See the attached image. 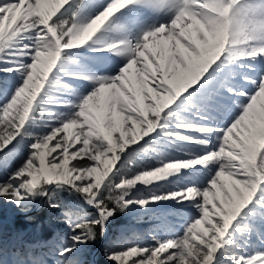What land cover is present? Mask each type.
Wrapping results in <instances>:
<instances>
[{
    "label": "snow or ice",
    "instance_id": "obj_1",
    "mask_svg": "<svg viewBox=\"0 0 264 264\" xmlns=\"http://www.w3.org/2000/svg\"><path fill=\"white\" fill-rule=\"evenodd\" d=\"M248 2L264 12V0ZM37 3L38 0H0V19L8 20L12 25L0 39V65H5L0 67V71L18 78L15 86L5 90L4 98L0 99V197L26 213L31 201L38 196H48V207L58 208L59 203L51 198L49 186L65 187L79 193L84 202L95 209L96 215L93 217L88 213L77 217L71 210L65 212L64 223L69 229L67 243L57 246L55 241L64 237L59 232H53L48 239L25 243L23 251L17 248L13 264H49L50 260L52 264H83L78 246L105 236L106 222L114 213L124 212L131 204L144 207L149 202L169 199L188 201L198 213L184 225L181 235L164 240L153 236L155 244L147 246L132 244L119 250L106 247L105 257L113 264H212L218 249L229 241H239L236 246L242 251L230 252L229 264H261L264 250H253L250 254L243 250L253 236L264 241V231H261L264 227V180L259 182L250 198L235 202L225 214L224 197L228 195V190L221 180L226 179V174L237 181L249 177L244 174L241 161L225 160L222 156L213 158V155L229 148L226 136L236 134L233 129L248 117L257 93L264 92V70L255 76L244 74L238 84L236 74H229L228 66L246 58L264 57V53L232 63L225 62V53L215 63L186 78L180 92L191 100L186 112L173 115V110L166 108L162 112L163 119L160 114L162 126L159 135L169 140L176 137L190 141L200 146L199 153L186 152V159L160 158L155 167L141 168L131 175L122 174L117 180L113 168L118 159L121 163L127 161L129 168L132 165L129 157L135 149L126 146L141 141L157 126L149 127L146 134L137 136L134 141L129 135L126 142H122L120 125L123 120L119 114L105 121L104 129L98 131L91 122L85 121L84 108L91 96L104 91V86L120 83L117 77L127 64L128 56L116 54L103 43L91 45L97 50L106 48L108 53L124 61L114 74L108 75L90 64L75 60L73 55L62 53V50L76 46L61 48L51 61L50 70L38 54L52 55L56 47L50 28L55 30L61 45H69L70 37L75 38L105 15L108 22L105 35L110 34L108 29L115 28L120 38L138 40L146 31L172 22L176 14L173 0H130L122 7L116 5V0H102L101 3L96 0H72L71 4L65 0L46 21H42L39 14H30L29 10L36 8ZM65 5L73 9L70 19L61 12ZM41 10L46 11L43 6ZM93 11L94 15L91 14ZM58 59L62 60L61 75L76 80L64 82L57 76L49 81L48 90L41 96L45 81ZM78 81L89 83L91 90L81 94ZM34 102L41 111L40 117L35 115ZM45 105H63L68 111L59 112ZM236 109L238 112L234 111ZM44 112L49 115L45 117ZM128 116L136 114L129 112ZM136 119L140 117L136 116ZM149 119L156 120V117L150 115ZM37 120L57 123L48 125V132L35 134L29 131L26 121L35 124ZM221 121L222 124L218 123ZM77 123L80 126L74 127ZM125 127H132L130 120ZM191 131L198 135L187 134ZM149 145H152L151 137L136 145V149ZM193 165L206 167L208 178L203 185L189 183L160 194L128 198L137 183L148 186L151 182L167 178L170 173L179 175V170ZM256 165L264 171V150L257 157ZM24 219L31 221L33 217L26 216ZM28 228V225H22L21 232H27ZM53 250L54 257L50 255ZM0 264H4L2 230Z\"/></svg>",
    "mask_w": 264,
    "mask_h": 264
},
{
    "label": "bare ground",
    "instance_id": "obj_2",
    "mask_svg": "<svg viewBox=\"0 0 264 264\" xmlns=\"http://www.w3.org/2000/svg\"><path fill=\"white\" fill-rule=\"evenodd\" d=\"M96 2L101 3L102 0H96ZM56 4L61 5L63 2L62 0H38L36 8L41 10V6H43L46 11L53 12V6ZM173 6L176 9V14L171 23L168 25L162 23L158 28L146 31L138 40L120 38L115 28L108 29L107 31L110 34L105 35V27L108 23L106 21L107 15L87 38H83L84 32L75 36V38L70 37L67 46H76L71 50L76 55L75 60L82 63L93 65L92 60L95 57L88 50V46L98 39H104L105 47L114 50L116 54L128 56L127 64L117 77L120 83L105 86L106 93L99 107L84 108L85 121L91 122L97 130H103L105 121L111 119L114 114H119L122 117L123 122L120 126L125 125L129 120L133 126L138 121L136 116L142 117L160 106H163L161 113L166 108L172 109L173 115L177 112H186L187 108L191 106L190 98L185 97L183 93H179L180 96L176 100L175 98L171 99V97L178 91L180 86L184 85L190 74L207 68L208 65L215 63L225 53H227L225 56L226 63L248 57L234 54L237 49H251L256 54L264 53V12L250 5L248 0H230L229 2H226V0H173ZM32 10H29L30 14ZM41 12L45 11L41 10ZM91 14L94 15L95 12L93 11ZM9 23L8 20L0 19V39H3L4 33L11 28ZM83 43L85 44L81 45ZM106 48L98 69L106 70V74L111 75L122 66L124 61L108 53ZM62 53H64L63 50ZM38 55L46 62L50 70L51 63L48 61L51 59V55L48 53H39ZM240 64L244 66L240 67ZM37 67H42V65H37ZM261 70H264V57L246 58L228 66L229 74L232 72L236 74L235 79L238 84L244 74L255 76ZM57 76H60L64 82L73 80V77L61 75V66L56 64L49 73L42 91H47L49 81ZM78 84L81 88V84ZM244 86L248 87L247 84ZM54 95L59 94L54 93ZM171 103L173 104L171 105ZM62 106L45 105V107L55 108L56 111ZM234 111L238 112V109ZM129 112L135 113L136 116L129 117ZM55 123L57 122L48 121V125ZM218 123L222 124V121ZM48 125L47 129L50 130ZM78 126H80L79 123L74 125V127ZM163 126L166 127L167 125ZM233 131L236 133L235 135L229 133L226 136L229 148L222 150L219 154H214L213 158L222 156L225 160L241 161V166H244V174L249 179L237 181L234 177L226 174V179L221 180V183L228 190V195L224 197L225 212H227L228 207L240 199L250 198L260 182L257 181L253 173V160L259 148L264 150V92L257 93L250 105L248 117ZM132 133L134 132L129 135L133 137L134 141L136 134ZM159 133H152L145 138L151 137L152 142L160 143L159 147L162 149L161 153L164 159H186V152L199 153L201 150L200 146L190 141L176 137L169 140L159 135ZM187 134L198 135L194 131ZM143 141L144 139H141L133 145L126 146V148L135 149L131 153L130 159L143 149H136V145L142 144ZM113 143L116 146L115 141ZM120 167L123 169L118 173L117 180L122 174L131 175V173L124 171V166ZM206 170L205 166L193 165L188 169L179 170V175L170 173L167 178L151 182L149 185L167 181L170 183L168 186L169 191L186 186L189 183L201 185L199 178L205 175L203 183L208 178L205 174ZM148 186L137 183L131 189L128 198L149 196V192L143 193V190ZM172 201L177 200L149 202L144 207L136 204L129 205L127 217L119 227H113L117 234L115 239L108 242L112 246V250H119L132 244L139 245L137 239L138 236H141V233L137 228V223L142 222L145 218L150 220V218L157 216L162 210L171 207L169 203ZM187 204L190 203L181 201L179 207L182 208ZM15 207L16 205L13 203L7 205V201L0 197V212L9 209L7 214L10 215ZM157 224H152L148 228L152 230ZM107 228H109L108 221L106 222V230ZM261 231H264V227L261 228ZM236 243L240 242L237 241ZM153 244H155V241ZM225 247L217 250L212 264H223L225 256L229 260L230 251H227ZM78 248L80 250V246ZM253 250H264V241L253 236L251 242L243 251L250 254ZM239 251H242V249H239ZM97 259L96 257L94 264H98ZM261 264H264V261Z\"/></svg>",
    "mask_w": 264,
    "mask_h": 264
},
{
    "label": "rangeland",
    "instance_id": "obj_3",
    "mask_svg": "<svg viewBox=\"0 0 264 264\" xmlns=\"http://www.w3.org/2000/svg\"><path fill=\"white\" fill-rule=\"evenodd\" d=\"M230 0H226V2H229ZM64 3L65 0H62ZM72 0H69V4H71ZM130 0H116V5L117 6H123L127 3H129ZM63 4L59 5L56 4L53 6V12H41L40 9L34 8L31 12V14H39L42 17V21H46L47 19L51 18V15L55 13L56 10L59 9ZM127 7V6H126ZM73 9L69 7V5H65L61 12L65 18H71ZM123 11V10H120ZM10 27L11 22L9 23ZM49 31L53 35V39L56 42V47L54 51L52 52L51 59H49L48 62L51 63V61L54 59L55 55L58 54L59 50L63 48L60 43H59V38L56 36L55 30L53 28H50ZM94 43H103L105 47V40L104 39H98L94 41ZM91 44V45H94ZM91 45L88 46V50L94 55V59L92 60L93 62V67H100L102 56L104 55L105 48L97 50L94 47H90ZM67 46V45H65ZM64 46V47H65ZM64 53H67L69 55H73L74 59L76 57L75 53L73 50H63ZM62 60L58 59L57 65L61 66ZM95 65V66H94ZM5 65H0V67H4ZM101 70L104 74H106V70ZM108 72V70H107ZM73 80H76V78L73 77ZM18 82V78L13 76L10 73L0 71V99L4 98V92L5 90H10L15 86V84ZM78 83L81 84V94H86L87 91L91 90V85L87 82L83 81H78ZM184 86V85H183ZM183 86H180L178 88V91L175 92L171 99L176 98L179 93L183 90ZM46 91L41 92V96L45 93ZM106 93V87L104 86V91L97 92L95 95L91 96L88 100L86 107H91V108H97L99 107L102 102L103 98ZM39 99V96H38ZM34 109H35V115L37 117L41 116V111L39 107L34 102ZM163 109V106H160L158 109L154 110L153 112H148L146 115L140 117L138 121L129 129L126 128L125 125L120 126V134H121V141L126 142V137L129 136L131 132H134L132 134H136L137 136L146 134L147 130L149 127H154L157 126L156 129L153 130L152 133H159L160 128H161V123H160V114ZM59 112H66L68 111V108L66 106H62L57 109ZM55 113H53L54 115ZM49 115L48 112H44V116L47 117ZM155 116L156 120H150L149 116ZM161 119H163V115L161 116ZM78 124V123H77ZM26 125L32 126L33 128V133L35 134H43L48 132L49 130L47 129L48 121L44 120H37L35 124H32L29 121H26ZM141 125H144L142 128ZM99 131V130H98ZM152 133H149L147 135H151ZM143 138V137H142ZM141 138V139H142ZM29 139V138H26ZM115 141V138L113 142ZM152 145H155L154 147ZM152 145L146 146V148H143L141 151H138L132 158V165L129 168L127 162L121 163L120 160L118 159L117 165H114L113 172L115 173V179H117L118 173L122 171V167L124 166V171L129 172L132 174V172L139 171L141 168H152L155 167L157 164L158 159L163 158V155L161 153V147H159L160 143L153 141ZM147 149V150H146ZM149 151L151 154H149ZM261 150L257 151V154L253 160V173L257 178V181H261V179L264 178V171L261 170V168H258L256 165L257 157L260 155ZM264 167V165H262ZM207 174V170L205 172ZM111 175V174H110ZM204 176H201L199 178V183L202 185L204 181ZM169 182L164 181L158 184H153L149 185L146 189L143 190V193L149 192L150 194L156 193L160 194L162 192L169 191L168 186ZM70 190H66L65 187L61 188H55L54 185L49 186V192L51 193V198L55 199L59 203L58 208H49L48 207V196H45L43 200L42 197L38 199L36 197L33 201H31L29 205V211L28 212H20L18 207L16 206L12 213L10 215L7 214V210H2L0 212V230H2V235H3V261L4 264H13V261L15 259L14 253L16 252L17 248H20L23 251V245L25 243H32L37 240L41 239H48L53 232H59L64 238L63 239H57L55 241L56 245L59 246L61 244L67 243V234L69 232L67 224L64 223V213L68 212L71 210L77 217L80 216H86V214L91 213V215L94 217L96 215L95 209L92 208L91 206L87 205L82 196L75 192L72 191V193L69 192ZM149 194V195H150ZM64 202L62 205L61 203ZM10 202H7V205H9ZM171 207H169L166 210H162L160 213H158L157 216L152 217L149 219L145 218L142 220V222L137 223V228L139 229L141 236H138V244L140 246H147L149 244H153L155 240L152 239L153 236L158 237L161 240L171 238L177 235H181L183 233V228L184 225L194 216L197 215L196 210L192 207L191 204H187V206H184L182 208L179 207V202L177 201H172L169 203ZM38 205L40 207H38ZM40 209H45L48 213V218L46 220V227L50 230L49 234L46 236H41V231L40 229L35 226L34 228L33 225L31 224L30 221L24 219L26 216H34V214L39 211ZM127 212L128 208L125 209L122 215L120 216H115L110 217L108 220L109 228L106 230L105 236H100L98 243L96 244L95 249L91 252L90 251V244L92 243L93 240L87 241L86 244L80 245V255L83 259V264H94L96 257L98 260L102 258V260H99L100 264H113L112 261H109L105 257V248H109V250H112V246L108 244L110 240L115 239L116 237V231H114V228H117L120 226V224L124 221V219L127 217ZM227 214V212H225ZM59 216L60 219H53V217ZM17 219L22 220L24 222H30L29 228L27 232H21L19 230H16L14 227V221ZM158 223L154 229L150 230L148 228L152 224ZM235 223V222H234ZM226 231V229H225ZM221 239H223L221 237ZM237 243H233L232 241H229V243L223 245L222 247H225L227 251L233 252V251H239L237 248ZM51 256H55V251L53 250L50 253ZM223 257V256H222ZM214 261V260H213ZM98 263V264H99ZM213 263V262H212ZM49 264H52V261H49ZM223 264H229V260L226 258L223 260Z\"/></svg>",
    "mask_w": 264,
    "mask_h": 264
},
{
    "label": "trees",
    "instance_id": "obj_4",
    "mask_svg": "<svg viewBox=\"0 0 264 264\" xmlns=\"http://www.w3.org/2000/svg\"><path fill=\"white\" fill-rule=\"evenodd\" d=\"M33 128L34 127H32V126H28V129H29V131L30 132H33ZM27 138V137H26ZM70 193H72V191H69ZM39 198H41L40 196H38V199ZM64 202H62L61 203V205L63 204ZM65 204V203H64ZM123 214V212H120V211H117L116 213H114V215L115 216H120V215H122ZM47 218H48V213H47V211L45 210V209H40L39 211H37L35 214H34V216H33V220H31L30 222H31V224L33 225V227L32 228H34L35 226H37L39 229H40V231H41V236L43 235V236H46V235H48L49 234V229L46 227V220H47ZM30 222H24V221H22V220H19V219H17L16 221H14V227H15V229L16 230H19V231H21V226L22 225H30L29 223ZM99 238H100V236H98L96 239H94L93 241H92V243L89 245L90 246V251L92 252L94 249H95V247H96V244L98 243V241H99ZM100 261L102 260V258H100L99 259ZM99 260L97 259V263H99ZM100 264V263H99Z\"/></svg>",
    "mask_w": 264,
    "mask_h": 264
},
{
    "label": "clouds",
    "instance_id": "obj_5",
    "mask_svg": "<svg viewBox=\"0 0 264 264\" xmlns=\"http://www.w3.org/2000/svg\"><path fill=\"white\" fill-rule=\"evenodd\" d=\"M103 19H104V16L99 17L94 22H92L84 31V37L83 38H87V36L92 32V30H94L96 28V26H98L102 22ZM234 54L240 55V56H245V55L246 56H255L256 55L255 51H253L251 49H237Z\"/></svg>",
    "mask_w": 264,
    "mask_h": 264
},
{
    "label": "water",
    "instance_id": "obj_6",
    "mask_svg": "<svg viewBox=\"0 0 264 264\" xmlns=\"http://www.w3.org/2000/svg\"><path fill=\"white\" fill-rule=\"evenodd\" d=\"M44 199V197H42V199L41 200H43Z\"/></svg>",
    "mask_w": 264,
    "mask_h": 264
}]
</instances>
